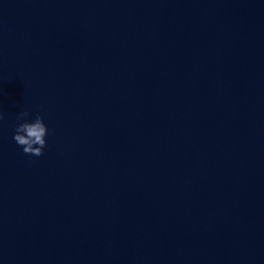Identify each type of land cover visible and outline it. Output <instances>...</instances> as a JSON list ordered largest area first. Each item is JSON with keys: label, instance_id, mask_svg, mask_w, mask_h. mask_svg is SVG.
<instances>
[{"label": "water", "instance_id": "1", "mask_svg": "<svg viewBox=\"0 0 264 264\" xmlns=\"http://www.w3.org/2000/svg\"><path fill=\"white\" fill-rule=\"evenodd\" d=\"M0 114V264H264V0H0Z\"/></svg>", "mask_w": 264, "mask_h": 264}, {"label": "clouds", "instance_id": "2", "mask_svg": "<svg viewBox=\"0 0 264 264\" xmlns=\"http://www.w3.org/2000/svg\"><path fill=\"white\" fill-rule=\"evenodd\" d=\"M4 115L0 114V122L4 121ZM19 120L24 122L18 123L14 129V141L20 146L25 155L41 157L44 155V149L47 147L45 137L49 130L40 115H36L33 122H30L31 113L21 111L18 116Z\"/></svg>", "mask_w": 264, "mask_h": 264}]
</instances>
